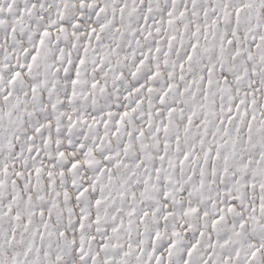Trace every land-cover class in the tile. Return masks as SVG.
Listing matches in <instances>:
<instances>
[{
	"label": "snow or ice",
	"instance_id": "6c2138e0",
	"mask_svg": "<svg viewBox=\"0 0 264 264\" xmlns=\"http://www.w3.org/2000/svg\"><path fill=\"white\" fill-rule=\"evenodd\" d=\"M0 264H264V0H0Z\"/></svg>",
	"mask_w": 264,
	"mask_h": 264
}]
</instances>
